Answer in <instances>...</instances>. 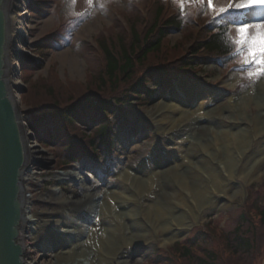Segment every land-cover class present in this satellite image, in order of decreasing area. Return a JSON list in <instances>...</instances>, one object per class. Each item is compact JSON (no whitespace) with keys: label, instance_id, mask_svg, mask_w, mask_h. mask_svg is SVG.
Instances as JSON below:
<instances>
[{"label":"rangeland","instance_id":"rangeland-1","mask_svg":"<svg viewBox=\"0 0 264 264\" xmlns=\"http://www.w3.org/2000/svg\"><path fill=\"white\" fill-rule=\"evenodd\" d=\"M39 1L24 0L20 7L23 13L22 23L25 32L21 33L22 37L17 40V45L21 52H16L15 63L19 68L20 74L19 78L14 80H18L21 83L20 88L25 90L24 94L19 95V100L20 109L27 120L33 115L32 107L28 103L31 98L26 97L30 89L33 88V84L36 82L48 83L53 72L63 85L69 83L86 84L93 55L91 51L88 52L86 50L87 47L84 45L92 44L93 39L102 31L111 29L117 22H123L121 12L131 9L133 2L142 4L144 0H71L69 4L73 1L75 2L73 3L75 12L83 15L84 22L71 35L70 41L66 40L63 43V47H57V49L50 46L49 41L44 38L57 28L59 23L58 14L62 16L64 12V6H59L63 0H53L51 6H45L38 13L29 11V7ZM172 2L177 8L181 9V0H172ZM243 2L244 0H213L217 9L231 5L229 9L238 10L237 5ZM198 6L204 7L205 15L211 14L207 6V0H204L203 4L195 2V0H184L182 12L184 14L194 12L198 9ZM33 13L37 14L34 15ZM244 15V23H264V8H250ZM72 26H75V24H70V27ZM235 26L230 31L232 37L236 35ZM67 30L68 28L65 31ZM252 31L255 33L256 30L253 29ZM182 37L183 33L179 32L171 35V45L178 44ZM24 38L28 41V46L24 44ZM42 47L47 49L46 52H40ZM89 57H91V60ZM70 59L78 61L79 65L76 70H74ZM234 70L227 73L226 70L216 64H208L193 76L187 74L170 75L162 82L151 84L150 88L155 90L146 100L140 104H133L126 112H115V114L111 115L112 124L110 128H112V133L110 137L112 144L101 149V155L98 159L82 158L77 165L59 172L56 166L59 160L66 158L65 153L55 150L54 145L43 149L35 143L34 145L39 147L40 152L50 159V164L44 169L35 170L33 177L35 180L31 181L32 189L29 195L31 208L40 214L44 210L48 211L54 208L51 204L55 202L51 201V199L53 200L64 194L63 190L65 192V200L69 203L79 202V204L74 203L76 206L72 213L69 215L60 213V216L57 217L59 221L69 222L77 226L79 230L76 234L68 239L62 238L64 239L62 242L57 241V233L48 228L39 234H32L33 237L38 238V246L41 251V258L36 261V264H71L69 261L61 262L58 258V256L65 254L64 252H73L70 247L81 245L78 249L75 248V252H90L84 242H86L90 227L94 223H98L103 195L114 188L113 184L116 182L119 172L138 166L149 167L151 165L149 162L156 160L158 162L161 161L163 164L159 167L161 171L166 169L169 164L175 165L177 159L173 158L175 157L173 149H178L182 157L185 155V149L183 147L179 148V141L186 139L193 146L194 144L199 145L198 139L203 142L206 140L209 143L212 142L211 133L202 135L200 131L202 127L207 126L206 123L209 120H211L209 123L212 124V128H216L220 124L233 125L242 123L241 127L246 130L245 134L251 135L252 149L254 151L258 150L261 143V146H263L264 131L261 135L255 137L251 130L257 123L264 122V111L260 114L256 105V101L262 99V96L264 97V77L249 79L247 72L241 70V66L238 63H236V69ZM184 89L187 91L185 92ZM243 93H248L246 98L249 99L245 100V103L249 107H245L244 113H241L238 109H235L236 103L234 101L236 98H240ZM203 98L210 102V105L204 111H210L211 114L209 116L211 119L205 120V122L198 121L194 117L185 122L187 128L170 132L166 136H160L159 132L165 126L158 122L159 117L161 115L169 116L165 109L160 111L161 105L168 101H178L182 104L180 106L181 110H178L181 112L186 111L192 101H201ZM174 114L177 115V113ZM221 115L223 116L220 117ZM233 118L236 121H232ZM88 126L90 127L91 125ZM89 127L84 129V133L87 135H90L91 131L95 132L97 126ZM51 130H54V128L48 130L47 134L44 131L41 134L48 136ZM60 135L62 134L60 133ZM51 136L55 139L59 138L58 135L54 136L53 134ZM165 148L173 153H164ZM157 149L162 150L160 155L155 154ZM191 150L195 151L196 147ZM58 152L61 154L60 158L55 156V153ZM200 155L205 157V159H208L209 156L202 153ZM241 166L242 164H240V168ZM250 175L247 173V180L241 178L242 174H240L239 170L236 172L234 180H230L228 175H226L225 182L233 187L232 192L235 194L231 193V196L226 197L213 193V200L220 205L215 207H212L211 204L205 206L204 211H206V214L202 215L201 211L196 219H191L190 216H183L186 220L184 229L177 233L174 238L169 240L161 239V241L156 242L153 239H145L143 234V238H140L141 245L133 250L129 248L127 254L123 257L118 255L115 261L118 262L121 258L122 262L116 264H153L155 262L153 260L154 254L159 251L163 252L162 254L173 252L174 247L189 241L199 231L212 228L226 235L231 233L239 223L244 210L256 214L254 208H264V171L254 174L253 177H250ZM72 177L75 178L73 179ZM96 187H98V194L88 197L85 203H80L85 194H90L89 192ZM176 212L179 211L176 210ZM49 213L50 215L53 214L48 211L43 218L46 219V215H49ZM134 229L137 235L143 233L139 228ZM224 248L227 249V245H224ZM252 253L250 259L242 258L241 261L236 260L231 263L264 264V241L257 244ZM224 254H226L224 257H232L229 251L228 254Z\"/></svg>","mask_w":264,"mask_h":264},{"label":"trees","instance_id":"trees-1","mask_svg":"<svg viewBox=\"0 0 264 264\" xmlns=\"http://www.w3.org/2000/svg\"><path fill=\"white\" fill-rule=\"evenodd\" d=\"M52 4L53 0H40L29 11L38 13ZM74 6L71 4L62 17H76L75 26L67 37L55 32L47 36L45 40L50 46L57 49L54 42L59 41L63 47L84 22L83 15H77ZM121 17L127 28L123 22H117L94 39L96 47L91 43L84 45L93 55L92 60L89 57L92 65L86 84L63 85L53 72L48 83H34L26 96L31 98L28 103L33 114L28 125L37 142L43 148L54 145L55 150L66 155L65 161L59 160L58 167L79 161L86 153L92 158L100 156L112 112L119 105L131 104L150 94L149 83L165 76L167 66L176 67L177 60L185 56V46L194 41L197 23L204 20L202 13L184 14L175 5L168 8L166 0L133 2L131 9L121 12ZM244 18V15L236 16L231 24H243ZM178 32L183 33L181 41L171 45L170 36ZM227 36L225 32L216 35L213 47L222 53L229 52L231 48L225 43ZM46 50L42 47L40 52ZM94 126L97 127L93 135L84 133V129ZM51 128L54 130L48 136L41 134L42 131L47 134ZM53 134L59 138L55 139ZM55 154L60 158L59 152ZM254 209L256 214L243 211L231 233L226 235L211 227L199 231L189 241L174 247V253L154 254L153 264H233L232 261L242 258L250 259L256 245L264 241V208ZM228 251L232 257H224Z\"/></svg>","mask_w":264,"mask_h":264},{"label":"bare ground","instance_id":"bare-ground-1","mask_svg":"<svg viewBox=\"0 0 264 264\" xmlns=\"http://www.w3.org/2000/svg\"><path fill=\"white\" fill-rule=\"evenodd\" d=\"M23 1L11 0L8 8V31L12 37L11 53L20 51L16 38L25 32L22 23L23 13L20 10ZM11 57L12 61L9 65L16 66L13 54ZM70 61L76 70L79 65L78 61L74 59H70ZM11 83L16 88L21 86V83L14 78ZM184 91L187 90L184 89ZM246 96L248 93H243L240 98H236L234 101L237 106L235 109L241 113H244L245 107H249L245 103V100L249 99ZM208 105L210 102L205 98L201 101H192L188 109L181 112L178 110H181L182 104L178 101H168L161 105L160 111L165 109L169 116L161 115L159 117L158 122L165 126L161 128L160 136H166L170 132L184 129L186 127L185 122L194 117L198 121L211 119L210 111H204ZM256 105L261 114L264 111L263 96L262 99L256 101ZM232 121H236V119L233 118ZM209 122L200 131L202 135L211 133L212 142L209 143L207 140L203 142L198 139L200 146L196 144L193 146L186 139L179 141V148L185 149V155L182 157L178 149H173L175 152L173 158L177 159L175 165L169 164L166 169L161 171L159 167L163 164L156 160L149 162L151 163L149 167L138 166L119 172L116 182L113 184L114 188L103 195L98 216L99 221L90 227L86 242H84L90 252H75V248L78 249L81 245L70 247L73 252H64L65 254L58 256L61 262L69 261L71 264H116L122 262L121 258L118 262L115 259L118 255L125 256L129 248L133 250L139 247L141 245L140 238H143V234L145 239H153L156 242L161 241V239L174 238L177 233L184 229L186 220L183 216L196 219L201 211L202 215L206 214L205 206L220 205L213 200V193L226 197L231 196V193L235 194L232 192L233 187L225 182L226 175L230 180H234L236 172L239 170L242 174L241 178L246 179L247 173L253 177L254 174L264 171V157L262 158L264 145L261 146V143L258 150L254 151L251 135L245 134L246 130L241 127L242 123L220 124L218 127L212 128V124ZM251 131L255 137L261 135L264 131V122L257 123ZM27 134L29 135L30 132ZM195 147V151L191 150ZM161 151L157 149L155 154L160 155ZM163 152L166 154L173 153L166 148ZM200 153L209 155L208 159L202 157ZM30 162V170L24 177V189L28 197L21 240L27 263L36 264V261L41 258V251L38 246V238L33 237L32 234H39L48 228L57 233L56 239L59 242L64 240L62 238L68 239L76 234L79 230L77 226L69 222L59 221L57 217L60 216V213L65 215L72 213L79 202H74L76 204L69 203L65 200L63 190L64 194L51 199L55 202L51 204L54 208L48 211L53 214H47L45 219L43 216L48 212L47 210L41 214L35 212L29 203V195L32 189L31 181L35 180L33 179L35 170L46 168L50 164V159L40 152L37 145H31ZM240 164H242L241 168ZM97 190L98 187L92 189L90 194L86 193L80 203H85L88 197L96 196ZM139 211L140 213H138ZM134 228H139L143 233L137 235Z\"/></svg>","mask_w":264,"mask_h":264},{"label":"water","instance_id":"water-1","mask_svg":"<svg viewBox=\"0 0 264 264\" xmlns=\"http://www.w3.org/2000/svg\"><path fill=\"white\" fill-rule=\"evenodd\" d=\"M10 1L0 0V264H28L21 240L28 197L24 177L30 170V146L35 138L27 134L20 109L19 95L25 90L11 83L20 71L9 65L11 55L17 57L11 53L8 31ZM24 44L29 45L25 38Z\"/></svg>","mask_w":264,"mask_h":264},{"label":"snow or ice","instance_id":"snow-or-ice-1","mask_svg":"<svg viewBox=\"0 0 264 264\" xmlns=\"http://www.w3.org/2000/svg\"><path fill=\"white\" fill-rule=\"evenodd\" d=\"M204 3V0H195ZM207 6L214 14H223L229 11V7L216 8L213 0H207ZM184 8V0H181V10ZM237 8L247 10L250 8H264V0H244ZM236 35L227 36L225 43L233 49L232 55L235 62L241 66V70L247 72L249 79L264 77V23H243L236 25ZM255 29V33H253Z\"/></svg>","mask_w":264,"mask_h":264}]
</instances>
